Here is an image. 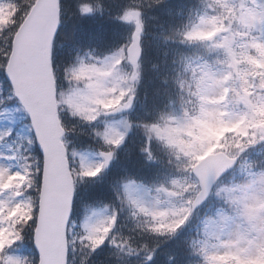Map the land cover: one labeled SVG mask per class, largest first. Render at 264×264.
<instances>
[{
    "label": "snow or ice",
    "instance_id": "snow-or-ice-1",
    "mask_svg": "<svg viewBox=\"0 0 264 264\" xmlns=\"http://www.w3.org/2000/svg\"><path fill=\"white\" fill-rule=\"evenodd\" d=\"M0 264H264V0H0Z\"/></svg>",
    "mask_w": 264,
    "mask_h": 264
}]
</instances>
